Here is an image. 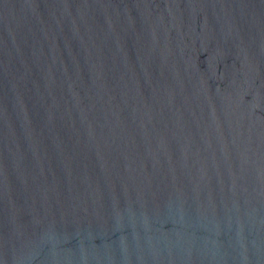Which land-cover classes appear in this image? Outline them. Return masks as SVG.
<instances>
[{
	"label": "water",
	"instance_id": "obj_1",
	"mask_svg": "<svg viewBox=\"0 0 264 264\" xmlns=\"http://www.w3.org/2000/svg\"><path fill=\"white\" fill-rule=\"evenodd\" d=\"M0 264H264V0H0Z\"/></svg>",
	"mask_w": 264,
	"mask_h": 264
}]
</instances>
